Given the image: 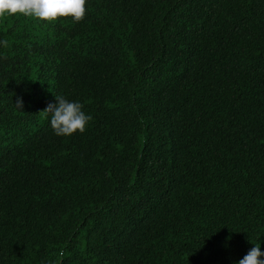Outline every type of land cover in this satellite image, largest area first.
<instances>
[{
  "label": "trees",
  "instance_id": "obj_1",
  "mask_svg": "<svg viewBox=\"0 0 264 264\" xmlns=\"http://www.w3.org/2000/svg\"><path fill=\"white\" fill-rule=\"evenodd\" d=\"M2 41L0 264L264 252V0H87L5 16ZM55 96L84 133L55 134Z\"/></svg>",
  "mask_w": 264,
  "mask_h": 264
},
{
  "label": "clouds",
  "instance_id": "obj_2",
  "mask_svg": "<svg viewBox=\"0 0 264 264\" xmlns=\"http://www.w3.org/2000/svg\"><path fill=\"white\" fill-rule=\"evenodd\" d=\"M87 0H0V19L10 15H23L52 22L58 18H72L80 22L86 15ZM7 46V41L0 42ZM57 103L49 104L42 112L50 115V126L57 136H71L76 132L84 133L90 115L82 111L79 102H70L63 96H55ZM23 108L22 100L16 103ZM230 239V238H229ZM264 252L261 247L253 246L238 264H264Z\"/></svg>",
  "mask_w": 264,
  "mask_h": 264
}]
</instances>
